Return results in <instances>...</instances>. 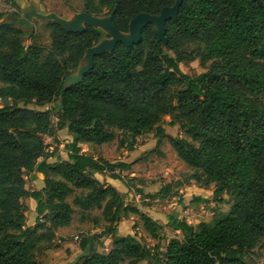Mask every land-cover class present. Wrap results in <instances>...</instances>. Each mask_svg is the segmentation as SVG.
I'll use <instances>...</instances> for the list:
<instances>
[{"label":"trees","instance_id":"obj_1","mask_svg":"<svg viewBox=\"0 0 264 264\" xmlns=\"http://www.w3.org/2000/svg\"><path fill=\"white\" fill-rule=\"evenodd\" d=\"M8 1L19 6V0ZM175 1L84 0V11L111 15L115 26L128 32L138 13L159 14ZM48 25L51 45L45 56L41 44L26 43L22 29L0 25V264H39L43 242L51 248L56 231L72 223L76 207L96 225L106 223L99 232L82 234L81 259L71 264H255L250 254L264 237V0H183L166 23L165 46L149 23L140 42H118L95 55L83 81L66 89L64 80L103 32L90 24L77 32L56 21ZM186 43L197 47L188 51ZM195 59L206 70L183 72L180 63ZM54 116L71 137L68 159H50L56 150H49L44 136L52 132ZM165 116L186 135L169 134L178 157L193 169L186 183L214 185V196L226 194L233 204L214 223L191 224L170 215V226L182 237L153 252L117 224L136 213L157 237L160 223L96 176L124 182L117 170L130 164L97 158L82 144L113 141L110 129L121 130L131 143L154 128L162 137ZM35 171L44 175L40 189L28 184L27 175ZM181 184L170 180L147 197L174 195L173 185ZM29 197L36 201L33 226L27 225ZM94 208L102 218L90 213ZM107 234L113 236L112 248L100 251L97 242Z\"/></svg>","mask_w":264,"mask_h":264},{"label":"rangeland","instance_id":"obj_2","mask_svg":"<svg viewBox=\"0 0 264 264\" xmlns=\"http://www.w3.org/2000/svg\"><path fill=\"white\" fill-rule=\"evenodd\" d=\"M33 2H37L38 12L44 15L51 13L57 14L62 20L68 24L73 25L76 15L84 11V0H19V6L13 4L8 0H0V12L4 15L3 19L9 16H16L19 18H27L26 9L33 7ZM18 13L19 16L16 14ZM107 17V15H100ZM2 19V20H3ZM0 20V21H2ZM54 19H44L34 16L30 21V25L24 26V38L29 44L32 40L41 44L44 47V56L47 54L51 45L50 27L48 22ZM103 37L111 38L106 30H102ZM185 49L188 51L195 50L196 43H186ZM180 68L183 72L196 75L206 70L201 65L200 59L186 61L180 63ZM77 71L72 73L76 74ZM60 103V100H57ZM2 102H0L1 106ZM52 105V104H50ZM50 105L48 107H50ZM171 120L170 116L164 117V125H168ZM114 133L113 141L105 144H82L83 151H89L95 157H102L108 161L114 162L122 160L130 164V168L124 171L117 170L124 178V182L115 180L111 185L124 195L127 204L139 208L148 215L156 219L161 229L158 231L157 237H152L144 228L140 216L136 213H131L128 218H122L117 226L121 233L136 234L137 238L146 246L150 247L153 252H156L157 246L160 244L161 250H165L168 242L173 238H181L182 234L173 229L169 224L170 215H175L184 218L188 223L198 224L200 222L214 223L226 215L232 204L233 199L226 194L214 196V186H209L206 197H201L205 201H193L192 198L197 196L194 192L185 194L186 185L191 182L197 184L194 180L186 183L189 174L193 173V169L189 167L183 160H181L175 153L173 147L169 142V134H164L161 138L160 145L156 144V129L144 132L142 135L136 137L135 141L131 143L126 140L125 134L118 129H110ZM171 135L178 137H185V133L179 128L170 132ZM45 142L49 150L55 149V156L61 155L66 150V140H70L65 129L57 127V117H53V130L49 135L44 136ZM123 142V143H122ZM52 160V159H51ZM37 173L31 172L27 175L29 187L31 189H38L44 181L35 178ZM96 176L106 184L108 174L98 173ZM170 180H179L183 182L180 186L173 185L171 196L151 198L147 194L156 193L162 185ZM143 190L138 193L136 190ZM192 190V189H191ZM196 190V188H194ZM213 190V191H212ZM73 196L69 200L72 201ZM26 202V201H25ZM27 214V225H35L36 211L30 207ZM102 211L94 208L90 211L93 216L101 217ZM105 220H100L96 223L89 218H83L80 210L76 207L73 214L72 223L66 227L59 228L51 243V248H44L48 245L43 242V247L38 251L39 264H71L79 261L81 256V249L79 241L82 234H91L99 232L101 226L105 224ZM113 236L105 235L99 239L96 247L100 251H109L112 248ZM58 244L57 247H54ZM44 248V249H43ZM252 262L255 264H264V237L261 239L257 247L254 248L250 254ZM150 260H143L138 264H150Z\"/></svg>","mask_w":264,"mask_h":264},{"label":"water","instance_id":"obj_3","mask_svg":"<svg viewBox=\"0 0 264 264\" xmlns=\"http://www.w3.org/2000/svg\"><path fill=\"white\" fill-rule=\"evenodd\" d=\"M183 0H176L172 6H165L159 14H149L147 12H140L135 15L129 23V31H120L114 24L111 15L107 17H101L100 15H94L89 12L83 11L76 15L74 24L70 25L66 21L62 20L57 14L51 13L44 15L38 12L37 2H33L32 8H27V18H19L16 16H9L6 19L0 21L1 24H12L24 31V26L30 25V21L34 16L44 19H54L59 23L67 32L82 31L86 24H90L93 27L101 30H106L111 38L101 39L95 45L89 47L86 50L84 57L82 58L75 75L71 74L64 80V89L68 88L72 84L83 81L85 73L90 70L94 65V56L102 54L106 51H112L118 42H122L127 46L134 45L140 42L142 35V29L149 23L153 24L158 32L160 39L163 41V45H166V23L171 18H175L178 15L179 8L182 5ZM25 32V31H24Z\"/></svg>","mask_w":264,"mask_h":264},{"label":"crops","instance_id":"obj_4","mask_svg":"<svg viewBox=\"0 0 264 264\" xmlns=\"http://www.w3.org/2000/svg\"><path fill=\"white\" fill-rule=\"evenodd\" d=\"M5 15V14H4ZM4 17V16H3ZM3 17L2 18H0V20H2L3 19ZM164 127L166 128V133L167 134H171V133H169L170 132V130L171 131H173V130H175L176 128H178V126H174V127H170L169 125H164ZM165 136V135H164ZM68 137L70 138V140H71V137L68 135ZM156 137H158L157 135H156ZM157 140H156V144L157 145H160L161 144V138L160 137H158V138H156ZM167 139H169V138H167ZM69 139L68 140H66V142H69L70 141ZM162 142H165V140L163 139V141ZM103 144H105V143H103ZM84 145H93V144H84ZM174 149V148H173ZM174 151H175V149H174ZM89 152H90V150H89ZM175 153H176V151H175ZM176 155H177V153H176ZM63 159H68V154H67V152H66V150H65V152H62V154L60 155ZM178 156V155H177ZM50 159H52L53 161L56 159V156H54V157H50ZM120 161H122V160H120ZM35 173H37L34 177L35 178H37L38 177V179H40V180H42V181H44V175H42L41 173H39V172H37V171H35ZM97 175H98V173H97ZM115 180H117V179H113V178H111L109 175H108V178H106V181H108V182H110V184L112 183V185H114L113 183L115 182ZM43 185H44V183L38 188V189H40V188H42L43 187ZM214 185H212V187H213ZM194 188H196V190H194ZM192 189V190H191ZM214 190H215V186H214ZM213 191V190H212ZM195 193L197 196H201V197H206V193H210V192H208V189H206L205 187H202V186H200V185H198V184H195V183H193V182H191L189 185L187 184L186 185V187H185V194H184V196H186V195H188V193ZM214 192V191H213ZM25 201H26V204H27V201L30 203V207L31 208H33V209H35V206H36V201L33 199V198H26L25 199ZM28 205V204H27ZM29 207V206H28ZM81 253H82V251H81Z\"/></svg>","mask_w":264,"mask_h":264}]
</instances>
